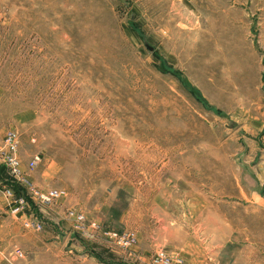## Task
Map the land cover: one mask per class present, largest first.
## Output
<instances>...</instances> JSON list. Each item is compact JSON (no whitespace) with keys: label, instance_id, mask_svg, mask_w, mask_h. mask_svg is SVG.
<instances>
[{"label":"rangeland","instance_id":"1","mask_svg":"<svg viewBox=\"0 0 264 264\" xmlns=\"http://www.w3.org/2000/svg\"><path fill=\"white\" fill-rule=\"evenodd\" d=\"M0 264H264V0H0Z\"/></svg>","mask_w":264,"mask_h":264},{"label":"built area","instance_id":"2","mask_svg":"<svg viewBox=\"0 0 264 264\" xmlns=\"http://www.w3.org/2000/svg\"><path fill=\"white\" fill-rule=\"evenodd\" d=\"M14 138H15V134L13 132H10L9 139L10 140H13ZM35 165H36V162L35 161H32L31 162V168H33ZM59 195H60V192H58L56 190H52V191H50L48 193L39 194V197L41 198V200L43 202H49V201L53 200L55 197H58ZM28 206H30L29 202H26L25 203L24 200L21 199L19 202H15L14 208L16 210H18V209H20L22 207L28 208ZM79 218L81 219L82 217L80 216ZM37 227L40 228V224H37ZM133 237H134L133 235L132 236L131 235H127V236H124V237L122 236L119 239H120L121 242H123V244H127L131 240L134 239Z\"/></svg>","mask_w":264,"mask_h":264},{"label":"crops","instance_id":"3","mask_svg":"<svg viewBox=\"0 0 264 264\" xmlns=\"http://www.w3.org/2000/svg\"><path fill=\"white\" fill-rule=\"evenodd\" d=\"M98 257L100 258L101 261H107L106 259H103V258L101 259V256H98Z\"/></svg>","mask_w":264,"mask_h":264},{"label":"water","instance_id":"4","mask_svg":"<svg viewBox=\"0 0 264 264\" xmlns=\"http://www.w3.org/2000/svg\"><path fill=\"white\" fill-rule=\"evenodd\" d=\"M150 50H153V48L151 46H148Z\"/></svg>","mask_w":264,"mask_h":264}]
</instances>
